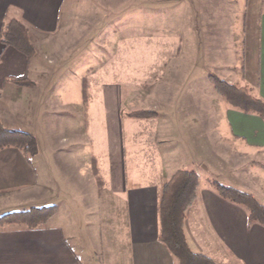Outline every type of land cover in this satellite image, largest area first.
<instances>
[{
    "label": "crops",
    "instance_id": "0c3cea01",
    "mask_svg": "<svg viewBox=\"0 0 264 264\" xmlns=\"http://www.w3.org/2000/svg\"><path fill=\"white\" fill-rule=\"evenodd\" d=\"M198 1L205 6L201 25L191 28L196 33L186 36V48L206 53L218 74L213 76L247 88L264 104V0ZM64 6L65 0H0V120L9 130L32 134L39 149L29 158L16 148L0 151V217L57 207L36 228L0 225V264H178L160 241L158 206L163 186L190 168L199 177L184 222L190 250L214 264H264V226L250 223L245 207L202 180L204 169L230 174L227 186L264 205V118L219 95L217 110L210 111L202 96L199 107L169 110L184 135L169 141L163 122L145 129L124 124L121 96L114 105L107 92L105 120L97 127L87 91L77 90L76 100L65 104L63 91L54 90L62 81L49 78L53 64L45 58L58 53L59 40L69 35L61 22ZM13 21L27 30L34 56L4 43ZM185 67L195 71L198 65ZM22 79L29 83H15ZM56 94L62 117L50 111ZM173 101L159 98L158 110ZM131 113L127 118L138 119ZM155 113L139 120L153 125L163 116Z\"/></svg>",
    "mask_w": 264,
    "mask_h": 264
},
{
    "label": "rangeland",
    "instance_id": "374dc122",
    "mask_svg": "<svg viewBox=\"0 0 264 264\" xmlns=\"http://www.w3.org/2000/svg\"><path fill=\"white\" fill-rule=\"evenodd\" d=\"M204 9L198 0H65L61 22L69 35L59 40L58 53L45 58L53 64L48 66L49 78L62 81L63 87L54 90L63 91L65 104L76 100L77 90H86L93 99L91 112L96 116L97 127L105 120L103 100L110 92L115 96L114 105L119 95L122 98L124 124L129 122L145 129L163 122L161 125L171 134L169 141L179 133L184 137L181 125L172 119L169 110L180 113L191 110L193 105L199 107L202 96L204 100L208 98L210 111L219 106L211 81L217 71L207 65L210 61L206 53H192L185 46L186 36L191 40V34L196 33L191 30L194 24L201 25ZM190 62L198 65L197 70H187L185 66ZM160 96L175 101L164 104L165 108L159 111ZM56 99L57 94L54 103L49 102L50 111L62 117L55 108ZM150 108L163 114L153 125L127 118L126 113ZM97 137L99 142L100 136ZM165 146L169 147L170 142ZM202 175L205 186H212L213 182L229 184L230 174L210 168L202 170ZM131 176L130 172V180Z\"/></svg>",
    "mask_w": 264,
    "mask_h": 264
},
{
    "label": "trees",
    "instance_id": "16d2710c",
    "mask_svg": "<svg viewBox=\"0 0 264 264\" xmlns=\"http://www.w3.org/2000/svg\"><path fill=\"white\" fill-rule=\"evenodd\" d=\"M3 36L5 44L16 47L28 57L35 55L28 32L19 22L9 23ZM211 81L217 94L230 106L245 113H256L264 118V104L252 97L247 88L230 85L216 76H212ZM15 83L24 85L29 82L22 79L16 80ZM156 116L157 114L153 112L129 114V117L138 119H149ZM8 148L18 149L28 158L36 156L39 152L37 140L32 134L9 130L0 120V151ZM198 186L199 177L195 171L181 170L171 177L161 191L158 206L160 241L178 264H214L207 256L192 252L184 234L186 212L196 200ZM212 187L223 199L245 207L249 211L250 223L264 226V205L260 204L251 194L218 182H213ZM56 214V206L31 208L1 216L0 225L16 224L36 228L50 221Z\"/></svg>",
    "mask_w": 264,
    "mask_h": 264
}]
</instances>
